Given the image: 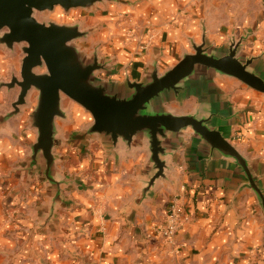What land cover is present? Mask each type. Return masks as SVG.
Wrapping results in <instances>:
<instances>
[{"label":"crops","instance_id":"obj_1","mask_svg":"<svg viewBox=\"0 0 264 264\" xmlns=\"http://www.w3.org/2000/svg\"><path fill=\"white\" fill-rule=\"evenodd\" d=\"M127 1L98 5L87 17L81 16L80 8L50 17L96 27L79 46L87 55L98 46L99 56L109 60L111 68V73L99 76L118 83L126 76L141 80L154 60L160 72L174 65L189 51L190 38L196 41L195 25L200 28L202 20L187 9L198 0ZM207 28L211 39L208 24ZM260 29L262 42L245 41L241 52L261 55L254 68L264 77V23ZM21 59L19 46L14 52L0 46V82L20 72ZM17 93L18 88L0 89V105L2 99L9 102L0 107V117L11 110ZM36 95L32 92L29 106L0 127V264H30L31 259L35 264H73L76 247L85 264L104 263L124 241L140 244L157 236L173 202L188 214L176 235L184 258L196 264H264L262 209L253 191H239L245 178L232 160L211 153L187 131L171 144L167 178L158 180L138 204L152 174L147 143L137 140L131 148L111 149L100 138H82L80 132L92 117L72 100L76 106L65 103L68 98L62 106L69 117L56 119L54 148L56 175L64 184L52 221L45 224L54 190L41 164L28 170L37 137L29 122ZM182 95L165 106L176 114H213L212 125L247 158L264 186V93L236 78L203 71L186 84ZM16 223L31 226L19 250L8 235Z\"/></svg>","mask_w":264,"mask_h":264},{"label":"water","instance_id":"obj_2","mask_svg":"<svg viewBox=\"0 0 264 264\" xmlns=\"http://www.w3.org/2000/svg\"><path fill=\"white\" fill-rule=\"evenodd\" d=\"M106 2L130 3L127 0H0V46L13 52L19 46L22 52L19 74L12 73L9 81L0 82V89L6 88L8 92L18 88L11 110L0 117V127L29 106L30 94L37 93L29 117L37 137L31 146L28 170L33 171L41 164L45 180L54 190L45 224L52 221L64 184L56 175L54 155L56 119L69 117L68 110L62 106L64 98L77 103L92 117L91 123L80 132L82 138H100L111 149L120 145L131 148L137 140L147 143L152 174L141 189L138 204L147 199L158 180L167 178L171 144L190 131L211 153L218 152L239 167L245 178L239 191L248 188L254 192L264 217V186L247 158L212 125L214 115L202 116L200 110L176 114L165 106L169 100L180 99L186 84L203 71L236 78L264 93V77L254 68L261 55L241 52L249 35L238 39L232 36L228 46L217 51L202 22L201 42L190 38L193 51H184L174 65L160 72L154 60L141 80L126 76L118 83L99 76L108 75L111 68L110 61L99 56L98 46L87 55L78 44L96 27L82 28L80 21L67 24L36 17V12L54 13L57 8L64 14L79 8L95 10L99 3Z\"/></svg>","mask_w":264,"mask_h":264},{"label":"rangeland","instance_id":"obj_3","mask_svg":"<svg viewBox=\"0 0 264 264\" xmlns=\"http://www.w3.org/2000/svg\"><path fill=\"white\" fill-rule=\"evenodd\" d=\"M108 3L109 2H106L104 4ZM104 4L99 3L98 5ZM190 5H192V2H190ZM192 6L193 7L187 8L188 11L194 12L195 15L193 14V17L195 16L196 20L202 18L201 23L203 22V27H205L206 33L209 34L207 28L208 24L212 33L211 39L209 40L211 42L216 41L214 45L217 51H223V49L228 46L229 39L232 38V36L238 39L242 35H249L246 40V42L249 41L248 44H250V42H262L260 26L264 23V0H198V3H194ZM57 12L63 11L57 8L54 13ZM54 13L36 12V17L38 19L50 18ZM88 15V10L83 9L81 16L87 17ZM59 19L60 21L72 20L63 16L59 17ZM59 19L58 17L55 18V20L60 23ZM201 23L200 28L195 25L197 28L196 43L201 42L203 33ZM86 43L87 40L78 41L81 47ZM189 51H193L191 46H189ZM17 74H19V72ZM65 103L76 106L69 99H65ZM8 104V98L2 99L0 107L5 108ZM30 229L31 226L25 227L18 223L11 229L8 228V235L12 237L14 242L13 247L16 250L22 247L24 240H27L26 238L30 233ZM134 243L135 242L124 241V245H122L121 248L119 247V249H116V251L111 254L110 258L105 259L104 263L101 260L100 264H196L193 258L188 259L182 256V245L177 242L176 237L173 241H169L159 230L157 236L153 239L140 241V244H138V242L136 244ZM79 249V247H76L74 248V252H72L75 254V256L73 255L71 257L73 264H85V257L81 255ZM34 260L35 259H31L30 264H35ZM20 262V264H28L24 262V260H20Z\"/></svg>","mask_w":264,"mask_h":264},{"label":"built area","instance_id":"obj_4","mask_svg":"<svg viewBox=\"0 0 264 264\" xmlns=\"http://www.w3.org/2000/svg\"><path fill=\"white\" fill-rule=\"evenodd\" d=\"M187 218L188 214L180 208L177 202H173L168 209L163 226L159 228V232L164 235L167 240L173 241L178 229Z\"/></svg>","mask_w":264,"mask_h":264}]
</instances>
